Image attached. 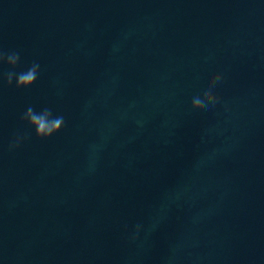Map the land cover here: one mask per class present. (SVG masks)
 <instances>
[{
    "label": "water",
    "instance_id": "water-1",
    "mask_svg": "<svg viewBox=\"0 0 264 264\" xmlns=\"http://www.w3.org/2000/svg\"><path fill=\"white\" fill-rule=\"evenodd\" d=\"M0 48L41 65L0 87V264H264V0H0Z\"/></svg>",
    "mask_w": 264,
    "mask_h": 264
},
{
    "label": "clouds",
    "instance_id": "clouds-1",
    "mask_svg": "<svg viewBox=\"0 0 264 264\" xmlns=\"http://www.w3.org/2000/svg\"><path fill=\"white\" fill-rule=\"evenodd\" d=\"M21 63V54L16 50H5L0 48V87H11L15 82L16 89H29L37 81L41 65L38 61H33L26 69L17 71ZM7 68L5 71L4 68ZM225 79L223 72L212 74L206 84L202 87V92L193 96L191 99L192 111L208 110L221 102L218 95L217 86ZM20 123L27 128L34 130L38 140H48L59 134L66 126L65 118L61 114H55L50 107H43L36 110L28 106L20 116ZM142 126V122H138ZM30 139L26 132L17 131L12 135L8 142V151L13 152L19 149ZM158 226V221H153L149 225L137 223L131 231L127 232V241L137 247H143L147 236Z\"/></svg>",
    "mask_w": 264,
    "mask_h": 264
}]
</instances>
